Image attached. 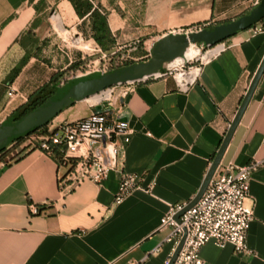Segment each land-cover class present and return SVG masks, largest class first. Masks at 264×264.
I'll return each instance as SVG.
<instances>
[{
  "label": "crops",
  "instance_id": "0c3cea01",
  "mask_svg": "<svg viewBox=\"0 0 264 264\" xmlns=\"http://www.w3.org/2000/svg\"><path fill=\"white\" fill-rule=\"evenodd\" d=\"M251 2L142 0L126 14L112 9L108 24L119 36L135 26L137 35L148 39L235 19L253 8ZM40 3L0 0V64L21 49L16 40L44 12ZM56 12L60 28L62 22L74 28L80 22L68 0H58ZM225 43L187 91L178 90L172 76L116 88L112 118L126 121L131 129L129 142L118 148L117 167L141 175V187L121 203H114L119 185L115 170L101 183L85 179L71 184L64 177L67 167L35 146L22 141L7 153L0 161V264H164L171 250L164 241L170 228H160V218L171 205L187 204L198 192L264 56V31L246 29ZM185 54L188 57L187 50ZM52 71L30 58L9 85L15 92L4 107L8 115L47 82ZM91 97L63 109L51 122L94 112L98 104ZM250 162L257 163L249 185L254 218L247 244L253 253L239 256L230 244L208 242L200 249L206 264H264V72L218 169Z\"/></svg>",
  "mask_w": 264,
  "mask_h": 264
},
{
  "label": "built area",
  "instance_id": "2783aa9c",
  "mask_svg": "<svg viewBox=\"0 0 264 264\" xmlns=\"http://www.w3.org/2000/svg\"><path fill=\"white\" fill-rule=\"evenodd\" d=\"M259 1L252 0L251 7ZM263 24L264 18L249 29L264 31ZM201 28L198 26L182 32ZM194 46L200 54L192 58L185 54L179 57L181 60L178 63L175 62L176 58L166 62L161 71L145 79L172 76L178 90L187 91L197 81L203 65L223 51L226 43L224 40L213 46L202 43ZM202 53L208 54L207 58L204 59ZM118 86L121 85L107 87L96 94L99 98L94 102L101 105V112L94 111L83 118L56 124L50 121L45 133L33 132L23 139L25 145L37 147L67 167L64 177L71 184H78L85 179L101 183L110 171H117L119 185L114 195L115 204L121 203L133 189L141 187L140 174L117 167L118 148L129 142L131 134L126 121L113 119L111 115L110 106ZM14 92L9 87L7 95L11 98ZM104 105L108 107L104 109ZM256 166L257 163L250 162L242 166L228 164L221 169L217 167L199 200L179 216V221L174 216L186 203H176L169 207L160 218V228H170L164 241L171 244V250L164 264H168L183 236V244L173 264H206L200 256V249L208 242L218 247L230 244L233 253L239 256L252 255L247 244L249 225L254 218L249 185L251 173ZM144 189L148 190L150 186ZM32 210L36 212L35 207Z\"/></svg>",
  "mask_w": 264,
  "mask_h": 264
},
{
  "label": "water",
  "instance_id": "95a60500",
  "mask_svg": "<svg viewBox=\"0 0 264 264\" xmlns=\"http://www.w3.org/2000/svg\"><path fill=\"white\" fill-rule=\"evenodd\" d=\"M263 18L264 0H260L248 13L212 27H203L189 32L165 33L161 36L146 39L144 49L149 53L147 60L136 61L107 70H94L75 75L66 80L52 95L29 113L11 122L7 121L6 118L2 120L0 122V151L5 149L13 141L27 136L40 127L47 125L63 109L73 105L76 101L96 95L107 87L123 85L148 78L157 73L166 62L175 58L184 57L189 45L202 43L206 46H213L236 35L240 31L249 29ZM113 51L114 50L111 49L107 50L105 53L111 54ZM263 72L264 56L211 161L201 187L194 198L175 214L174 218L177 221H179V216L182 213L192 207L199 200L206 189ZM94 110L95 112H101V105H96ZM183 241L184 236L180 239L168 261V264H173L175 261Z\"/></svg>",
  "mask_w": 264,
  "mask_h": 264
},
{
  "label": "rangeland",
  "instance_id": "374dc122",
  "mask_svg": "<svg viewBox=\"0 0 264 264\" xmlns=\"http://www.w3.org/2000/svg\"><path fill=\"white\" fill-rule=\"evenodd\" d=\"M99 1L101 12L108 13L112 9L127 13L129 8L134 9L141 5L142 0H95L96 4ZM58 0H48L43 5L39 17V24L34 29V35L38 38L39 51L33 58L43 62L54 73H60V82L63 84L69 78L94 70H107L128 62L140 61V59L148 52L144 49V44L147 38L142 39L132 29L124 36H119L118 32H113L110 29V42L106 46H100L90 37L88 25L80 24L74 28L62 22V28L58 27L59 22L54 19L56 5ZM81 40L80 44L73 43V39ZM113 49V53L106 54L107 50ZM23 50L15 52L7 61L0 64V82L8 72V70L19 60ZM130 64V63H129ZM9 87L7 88V92ZM14 94V93H13ZM10 97L5 94L4 104L0 107V122L7 118L8 110L4 107L8 103ZM14 146L10 147L7 156L14 152ZM6 156V157H7ZM0 155V161L3 158Z\"/></svg>",
  "mask_w": 264,
  "mask_h": 264
},
{
  "label": "trees",
  "instance_id": "16d2710c",
  "mask_svg": "<svg viewBox=\"0 0 264 264\" xmlns=\"http://www.w3.org/2000/svg\"><path fill=\"white\" fill-rule=\"evenodd\" d=\"M41 6L45 4L46 0H39ZM77 16L80 18V24L88 25L89 35L92 37L96 43L100 46H106L110 42V27L108 24L107 13L101 12L99 1L95 4V0H68ZM39 7L36 8V11L39 12ZM248 13V12H247ZM39 19H34L30 24L28 30H26L20 37L16 40L18 42L20 48L23 50L22 56L19 58L17 63H15L9 71L3 77V80L0 82V107L4 104V97L7 93V88L12 84L14 79L20 73L21 69L24 65L36 55L37 51H39L38 46V38L34 35V29L38 26ZM264 26V24H263ZM73 43L80 44L78 38L73 39ZM198 43L197 45H200ZM205 45V44H203ZM132 62L125 63L123 65H127ZM61 77L60 73H54L47 82L43 83L39 86L34 92H32L27 100L16 107L6 118L7 121L11 122L13 120L19 119L23 115L29 113L36 106L40 105L44 102L50 95H52L57 88L62 85L59 81ZM47 131V125L40 127L35 132L45 133ZM24 137L19 138L18 140L13 141L9 144L5 149L0 151V155L3 157L6 155L10 149V147L18 146ZM22 150H19L14 157L18 156ZM42 208H39L41 210Z\"/></svg>",
  "mask_w": 264,
  "mask_h": 264
},
{
  "label": "bare ground",
  "instance_id": "6f19581e",
  "mask_svg": "<svg viewBox=\"0 0 264 264\" xmlns=\"http://www.w3.org/2000/svg\"><path fill=\"white\" fill-rule=\"evenodd\" d=\"M198 54H200L199 50L194 46V45H189L188 49H187V55H188V58H192V57H195L197 56ZM203 56V58H207L208 54H204L202 53L201 54ZM181 59L180 58H176L175 59V62H179ZM99 96L98 95H94L93 97H91V100H98ZM89 100V99H88Z\"/></svg>",
  "mask_w": 264,
  "mask_h": 264
}]
</instances>
